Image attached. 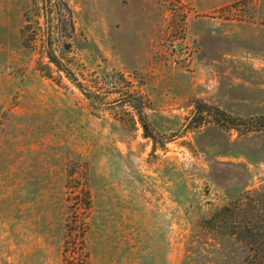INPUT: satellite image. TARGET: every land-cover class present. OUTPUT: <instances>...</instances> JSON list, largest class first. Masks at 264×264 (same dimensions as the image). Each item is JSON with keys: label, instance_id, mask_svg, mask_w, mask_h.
Instances as JSON below:
<instances>
[{"label": "rangeland", "instance_id": "rangeland-1", "mask_svg": "<svg viewBox=\"0 0 264 264\" xmlns=\"http://www.w3.org/2000/svg\"><path fill=\"white\" fill-rule=\"evenodd\" d=\"M262 115L264 0H0V264H63L81 221L92 264H244L209 220L264 215Z\"/></svg>", "mask_w": 264, "mask_h": 264}, {"label": "trees", "instance_id": "trees-1", "mask_svg": "<svg viewBox=\"0 0 264 264\" xmlns=\"http://www.w3.org/2000/svg\"><path fill=\"white\" fill-rule=\"evenodd\" d=\"M49 56L60 69L66 71V73H70V69L64 65L51 47H49ZM209 118L222 124L228 123L237 126H240L244 122L242 119L233 117L219 107L202 101L197 102L193 123H200ZM141 122L145 136L155 138L151 125L146 117L141 115ZM255 126H264V115L255 121ZM247 197L249 196L222 207L215 212L209 222L212 226L216 227L220 223H223L228 233L234 235L247 245L249 254L245 258L244 264H264V215H258L251 211L259 207V202H248L245 200ZM80 225L81 231L78 233V236L76 235L73 239L72 237H68L65 241L63 264H92L85 242L84 222L81 221Z\"/></svg>", "mask_w": 264, "mask_h": 264}, {"label": "crops", "instance_id": "crops-1", "mask_svg": "<svg viewBox=\"0 0 264 264\" xmlns=\"http://www.w3.org/2000/svg\"><path fill=\"white\" fill-rule=\"evenodd\" d=\"M199 10H202L201 8ZM203 10H207V8H204Z\"/></svg>", "mask_w": 264, "mask_h": 264}]
</instances>
